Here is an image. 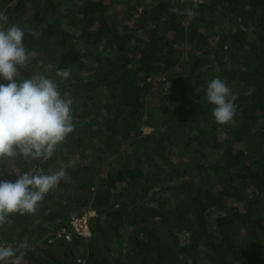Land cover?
Wrapping results in <instances>:
<instances>
[{"label": "trees", "instance_id": "obj_1", "mask_svg": "<svg viewBox=\"0 0 264 264\" xmlns=\"http://www.w3.org/2000/svg\"><path fill=\"white\" fill-rule=\"evenodd\" d=\"M0 14L25 29L22 78L70 93L75 125L50 159L0 161V179L67 174L0 225V246L21 264H264V0H0ZM216 78L237 96L225 125Z\"/></svg>", "mask_w": 264, "mask_h": 264}, {"label": "clouds", "instance_id": "obj_2", "mask_svg": "<svg viewBox=\"0 0 264 264\" xmlns=\"http://www.w3.org/2000/svg\"><path fill=\"white\" fill-rule=\"evenodd\" d=\"M7 21V15L0 14V22ZM24 37L25 29L18 25L0 27V79L8 82L0 83V161L20 157L50 159L75 127L70 93L62 94L56 81L43 75L28 78L20 75L19 70L30 58ZM56 75L67 79L71 70H58ZM206 99L214 106L212 114L218 124L233 122L237 96L225 81L213 79L207 86ZM15 175L14 181L0 179V225L15 213L35 214L45 195L67 174L64 169L51 174L39 169ZM26 247V244L19 246ZM22 259L23 252L17 248L0 246V264H21Z\"/></svg>", "mask_w": 264, "mask_h": 264}, {"label": "built area", "instance_id": "obj_3", "mask_svg": "<svg viewBox=\"0 0 264 264\" xmlns=\"http://www.w3.org/2000/svg\"><path fill=\"white\" fill-rule=\"evenodd\" d=\"M79 217H76L72 220V225L75 228V232H77L79 235H83V236H89V230H88V225H87V220L80 218L77 219ZM75 221H78L79 223H84V228L83 230H80L76 225H75Z\"/></svg>", "mask_w": 264, "mask_h": 264}, {"label": "rangeland", "instance_id": "obj_4", "mask_svg": "<svg viewBox=\"0 0 264 264\" xmlns=\"http://www.w3.org/2000/svg\"><path fill=\"white\" fill-rule=\"evenodd\" d=\"M144 131H145V133H149V132H151V129H150V128H145ZM93 215H94V212L89 211V212H87V214H85V215H83V216H81V217H79V218H77V219L83 218V219L87 220V222H88L89 217H90V216H93ZM75 225H76L80 230H83V228H84V223H79L78 221H75ZM88 230H89V234H90V229H89V227H88Z\"/></svg>", "mask_w": 264, "mask_h": 264}]
</instances>
